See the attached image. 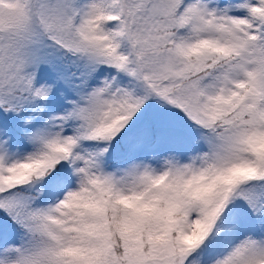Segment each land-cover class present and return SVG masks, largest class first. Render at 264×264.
<instances>
[{
	"label": "snow or ice",
	"instance_id": "1",
	"mask_svg": "<svg viewBox=\"0 0 264 264\" xmlns=\"http://www.w3.org/2000/svg\"><path fill=\"white\" fill-rule=\"evenodd\" d=\"M0 264H264V0H0Z\"/></svg>",
	"mask_w": 264,
	"mask_h": 264
}]
</instances>
